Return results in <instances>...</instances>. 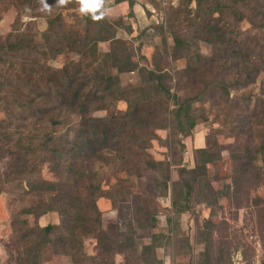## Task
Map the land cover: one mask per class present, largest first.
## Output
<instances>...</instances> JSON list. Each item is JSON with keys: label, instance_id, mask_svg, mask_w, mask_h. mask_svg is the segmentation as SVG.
I'll return each mask as SVG.
<instances>
[{"label": "trees", "instance_id": "obj_1", "mask_svg": "<svg viewBox=\"0 0 264 264\" xmlns=\"http://www.w3.org/2000/svg\"><path fill=\"white\" fill-rule=\"evenodd\" d=\"M124 1L132 17L136 0L116 3ZM77 5L0 0V21L15 8L47 24L39 33L18 20L0 38V195L27 202L10 219L8 264H47L54 256L116 264L118 255L121 264H162L154 232L162 198L176 217L195 204L211 210L196 264H226L229 254L214 245L219 201H239L264 185V0H178L167 31L157 27L161 46L150 68L140 64L141 45L135 50L118 37L132 33L122 19L110 22L99 8L79 14ZM59 57L66 59L54 67ZM130 73L138 83L124 88L120 77ZM208 122L233 139L231 184L220 192L208 172L219 157L199 149L193 168L181 166L182 140ZM159 131H168L165 140ZM153 142L164 144L165 160L151 156ZM100 199L125 232L117 223L103 230ZM49 214L58 221L40 226ZM88 239L96 241L94 255L85 252Z\"/></svg>", "mask_w": 264, "mask_h": 264}, {"label": "rangeland", "instance_id": "obj_2", "mask_svg": "<svg viewBox=\"0 0 264 264\" xmlns=\"http://www.w3.org/2000/svg\"><path fill=\"white\" fill-rule=\"evenodd\" d=\"M116 1L89 0V6L84 8L81 0H77L78 5L75 12L81 14L92 8H99L110 22L122 19L124 27L130 26L132 33L125 34L124 30H120L118 37L130 41L135 50L141 45L139 56H143L144 59L140 61V64L150 68L155 49L161 46V36L157 27L162 26L163 30L167 31L171 7H175L178 0H136V4L132 8V17H129L128 3L124 1L117 4ZM19 12L15 8H10L2 15L0 38L6 37L18 20L22 28L31 22L33 28L39 33L46 29V19L42 15L39 14V16L34 17L32 15H20ZM241 28L246 30L248 26L242 24ZM165 37L167 43L170 44L167 34ZM107 48L108 43L100 44L101 50L106 51ZM200 51L203 55H210L211 48L202 43L200 44ZM65 59V57H59L52 62V65L60 67ZM180 65L181 63L176 64L177 67ZM120 81L122 87L125 88L136 85L138 77L136 73L123 74ZM118 107L124 109L123 104ZM1 118L2 115L0 114V120ZM216 129L220 131L221 127L212 125L210 122L199 123L192 134L182 140L185 151L182 154L181 166L193 168L196 151L207 149L210 155L219 157L215 164L208 167V172L212 188L220 192L224 190L226 185L231 184L234 146L233 139L219 132L214 134ZM157 134L162 140H165L168 131H159ZM163 145L153 142L149 149V153L157 161L165 160L168 156ZM43 175L46 179H50L46 172ZM176 177V172L173 170L172 180H175ZM26 203V201L17 202L13 200L11 194L0 195V264L9 263L8 251L5 246L11 247L14 238L10 228V219L13 213ZM219 207L221 211L217 213L218 228L214 233V245L217 249L222 248L229 254L226 264H264V185L248 191L247 195L243 194L239 201L222 199L219 201ZM97 208L101 214L103 230L111 231V226L117 223L120 232H125V226L117 221V212L107 200L100 199L97 202ZM210 212L211 210L204 204H195L190 213L176 217L172 215L170 199H159L154 232L159 236L155 244L159 246L157 254L162 264L197 263L203 250L198 233L204 221L210 217ZM57 221V215L49 214L39 220V225L45 226ZM30 223L32 224L33 221L31 220ZM144 241L147 242V240ZM95 244L94 239L85 241L84 249L88 255L95 254ZM123 258L122 255H118L114 260L116 264H121ZM47 264L65 263L60 256H54Z\"/></svg>", "mask_w": 264, "mask_h": 264}, {"label": "clouds", "instance_id": "obj_3", "mask_svg": "<svg viewBox=\"0 0 264 264\" xmlns=\"http://www.w3.org/2000/svg\"><path fill=\"white\" fill-rule=\"evenodd\" d=\"M62 2H65V0H62ZM81 4L84 6V8H87L89 6V0H81Z\"/></svg>", "mask_w": 264, "mask_h": 264}]
</instances>
